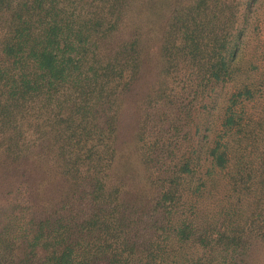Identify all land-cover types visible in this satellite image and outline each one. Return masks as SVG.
Segmentation results:
<instances>
[{
    "label": "trees",
    "instance_id": "trees-1",
    "mask_svg": "<svg viewBox=\"0 0 264 264\" xmlns=\"http://www.w3.org/2000/svg\"><path fill=\"white\" fill-rule=\"evenodd\" d=\"M260 250L264 0H0V264Z\"/></svg>",
    "mask_w": 264,
    "mask_h": 264
},
{
    "label": "rangeland",
    "instance_id": "rangeland-1",
    "mask_svg": "<svg viewBox=\"0 0 264 264\" xmlns=\"http://www.w3.org/2000/svg\"><path fill=\"white\" fill-rule=\"evenodd\" d=\"M122 138H121V143L124 145L125 147V151L132 153L133 157V163L137 164L138 162V157L137 155H134V148H133V139L130 136V134L128 133V131L126 129L122 128ZM257 263L258 264H264V250H260L257 254Z\"/></svg>",
    "mask_w": 264,
    "mask_h": 264
}]
</instances>
